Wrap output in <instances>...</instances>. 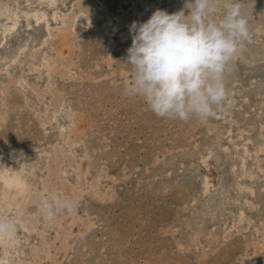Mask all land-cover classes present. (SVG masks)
Returning a JSON list of instances; mask_svg holds the SVG:
<instances>
[{
  "label": "rangeland",
  "instance_id": "374dc122",
  "mask_svg": "<svg viewBox=\"0 0 264 264\" xmlns=\"http://www.w3.org/2000/svg\"><path fill=\"white\" fill-rule=\"evenodd\" d=\"M79 1L14 0L19 23L0 42V68L23 47L18 64L0 71V93L9 85L0 97V141L33 168L32 188L43 189L42 176L48 181L40 197L57 191L75 202L73 212L54 222L43 221L37 202L21 216L6 210L3 216L17 224L14 244L24 250L11 252V261L264 264V29H254L264 21V0H242L252 42L225 76L223 110L187 121L158 117L142 98L122 92L132 75L125 64L131 24L157 9L180 11L185 0H88L87 7ZM35 11L45 14L43 21L27 14ZM75 12L72 46L42 43L47 25L56 31L61 17ZM6 22L1 16L0 39ZM45 55L55 66L50 73L41 67ZM24 75L26 89L9 84ZM68 137L78 142L73 148ZM59 149L65 151L56 158ZM204 158L216 165H204ZM7 164L16 166L11 158ZM55 168L60 172L53 175ZM208 174L222 181L205 193ZM231 207L242 214L226 232ZM209 210L217 212L214 221ZM212 223L221 229L210 238Z\"/></svg>",
  "mask_w": 264,
  "mask_h": 264
},
{
  "label": "clouds",
  "instance_id": "9594fccd",
  "mask_svg": "<svg viewBox=\"0 0 264 264\" xmlns=\"http://www.w3.org/2000/svg\"><path fill=\"white\" fill-rule=\"evenodd\" d=\"M243 6L242 0H185L180 11L157 9L147 21H134L125 60L132 75L123 95L142 98L161 118L215 117L227 98L230 65L252 42ZM74 203L50 191L39 198L38 211L43 221L54 222L73 212ZM16 235L15 220L0 216V239Z\"/></svg>",
  "mask_w": 264,
  "mask_h": 264
},
{
  "label": "bare ground",
  "instance_id": "6f19581e",
  "mask_svg": "<svg viewBox=\"0 0 264 264\" xmlns=\"http://www.w3.org/2000/svg\"><path fill=\"white\" fill-rule=\"evenodd\" d=\"M40 1L43 2L44 4L51 2V0H40ZM88 3H89L88 0H80L79 1V5L81 7H87ZM257 4L258 3H256V5ZM93 8L95 9V7H93ZM19 11L21 12V10H19ZM19 11L16 13V10H14V0H0V17L4 16L6 18V20L8 21L6 23H3V25H2L3 26L2 27L3 28L2 29V38L0 39V42H1V40L7 38V36L9 34H12L14 32L15 27L19 23L18 18H20V15L22 13V12L20 13ZM18 13H20V14H18ZM27 14L29 16H31L36 22H41L45 18V14L41 11L28 12ZM77 15H78V12H75L72 17H69V18L61 17L60 20H61V23L63 24V26L56 31H53L52 28H50V26L47 25L46 26L47 32L45 34V37H44L42 43L45 44L46 42H48L50 40V41L55 42V43H53V45H58V44L60 45L61 44L63 49H65L66 47L72 46L73 45V32L71 30V27H72L71 23L75 20ZM54 16H55L54 18L56 20H59V18L56 15H54ZM63 49L61 50L60 56L64 55V54H62ZM22 50H23V47L19 48V50L16 52L15 55L10 56L9 58H6V62L4 64L5 67L0 68V71L6 70V72H7L8 71L7 68H9L11 65L18 64ZM33 54L35 55V53H33ZM41 67H43L45 69V71L50 73L52 68H54L55 66H54V63L52 62V60L50 59V57L48 55L47 56L45 55L41 59ZM33 70L34 69H32V71ZM36 70L39 71V68H37ZM14 79L11 80V83H9V84H14V83L16 85L21 84L22 87H24V89H26L25 86L30 85V83H28L26 81L25 75L21 76L19 78H14ZM8 86L9 85H5V87L2 88V93H0V97L5 93L6 89H8ZM0 113H1V110H0ZM74 122H76V121H74ZM69 133L70 132H68V131H63L62 135L64 136L66 134L68 136ZM71 133H72V130H71ZM68 138H69V140H67L66 143L70 144L71 148H73L75 145H77L78 142H74L73 140H70V139H72L71 137H68ZM66 139L67 138L65 137V140ZM6 144H8V143H6V142L4 143L3 141H0V216H3L6 213V210L12 209V208H14V210L18 211L17 212L18 216H21L22 212L25 210V207H27L33 203L39 202L41 191L48 189V186L46 184V183H48V181L44 178V176H42L41 180L43 181L42 182L43 189L41 190V187L40 188H37V187L32 188L33 182H34V176H35L33 168L28 167V164H27V161L25 160L24 155H21L20 153L15 151L14 147H12L13 145H11V147H8V149H5L4 146ZM61 149L57 150V152L55 153L56 158H59L60 155L63 156L65 150L63 151ZM61 151L63 152V154ZM250 153H252V152H250ZM9 158L13 159L14 163L16 164V166H14L13 169L10 168L7 164V160ZM204 162H205L204 165L206 164L207 166H212L213 164L216 165V159H214V158L213 159L204 158ZM59 172H60V170L55 168V169H53L52 173L54 175V174H58ZM242 175H246V174L243 173ZM83 176H84V173L79 174V180H82ZM221 181H222V179L219 178V176H217V178L212 179L211 175L208 174L202 179V189L205 193L213 191L214 189L218 188L221 185ZM258 181H259V179H258ZM252 192H253V190H252ZM209 206H212V204ZM209 211H208V214L211 215L212 221H214L216 219L217 212L215 214V213H211V210H209ZM214 211H216V209H214ZM238 214H242V213L241 212L239 213V211L237 210L236 207L229 208V210L225 214L228 221H227V224L225 226H223V229H225L226 232H227V230L229 231V229H231V228H235V226H236L235 216L237 217ZM17 220H20V218L17 217ZM20 222H21L24 229H30L26 225V220L25 221L21 220ZM220 229H221L220 225H216V223H212V226H210L209 237L211 236L210 238H212L213 236H216V234L219 232ZM15 239H17V235L15 238H12V239H7V240L0 239V243L3 246L2 253L0 254V264H16V262L11 261L9 254L11 252H13L14 255H21L22 252H24V250L22 251L16 247V245L14 244ZM250 263L254 264L253 261H250Z\"/></svg>",
  "mask_w": 264,
  "mask_h": 264
},
{
  "label": "water",
  "instance_id": "95a60500",
  "mask_svg": "<svg viewBox=\"0 0 264 264\" xmlns=\"http://www.w3.org/2000/svg\"><path fill=\"white\" fill-rule=\"evenodd\" d=\"M263 28L264 29V21H261L259 24L254 26V29Z\"/></svg>",
  "mask_w": 264,
  "mask_h": 264
}]
</instances>
